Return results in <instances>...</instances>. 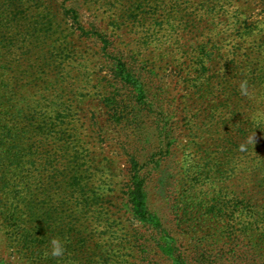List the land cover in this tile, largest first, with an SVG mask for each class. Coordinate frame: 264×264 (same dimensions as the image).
<instances>
[{"label":"rangeland","instance_id":"rangeland-1","mask_svg":"<svg viewBox=\"0 0 264 264\" xmlns=\"http://www.w3.org/2000/svg\"><path fill=\"white\" fill-rule=\"evenodd\" d=\"M210 8L214 19L207 17ZM77 17L87 27L96 20L110 32L120 27L118 45L125 59L134 56L136 70L143 63L159 72L158 83L168 93L163 111L174 118L175 151L183 170L186 160L200 157L199 145L215 152L207 135L192 134L187 124L185 108L194 106L195 90L174 78L180 68V77L188 76L196 45L213 38L224 47L223 57L237 65L236 104L225 113L226 129L216 125L214 138L234 142L237 154L253 138V124H264V6L261 0H0V45L14 47L12 55L3 51L0 58V65L9 67L11 84L8 112L0 121V129H7L0 141L1 264H171L151 244L148 252L137 246L146 231L123 201L128 164L121 144L127 134L125 121L113 112L124 117L122 110L130 104L122 93L112 96L102 44L80 37ZM213 20L215 34L207 30L203 35ZM160 30L172 53L164 60L152 43L151 32ZM145 36L151 37L149 44ZM229 51L235 56L228 57ZM197 135V146L191 147ZM262 179L252 182L244 174L229 181L222 201L236 196L246 211L254 196L253 203L264 207V191L256 183ZM214 182L213 190L206 185L191 193L197 198L188 208L191 217L175 223L173 237L188 255L223 252L233 264H264V230L229 239L221 233L224 227L233 225L239 233L250 228L251 220L238 214L230 220L232 209L225 206L224 218H213L203 208L220 190L219 180ZM183 184L174 197L186 196ZM151 196L155 212L173 216L172 199H159L156 191ZM202 213L212 219L204 223ZM54 240L63 249L60 256L52 255Z\"/></svg>","mask_w":264,"mask_h":264},{"label":"trees","instance_id":"trees-1","mask_svg":"<svg viewBox=\"0 0 264 264\" xmlns=\"http://www.w3.org/2000/svg\"><path fill=\"white\" fill-rule=\"evenodd\" d=\"M261 1L264 6V0ZM224 12L228 13V10ZM215 15V9L210 8L207 17L214 19ZM215 21L209 22L207 29L202 32L203 35L207 30L209 35L215 34L217 29ZM87 24L77 17L74 21L75 30L80 33V37L95 39L102 44V57L106 59L110 68L109 76L112 78L111 84L114 88L112 96L122 93L128 98L130 104L125 108L126 110H122L124 117L117 109H113V112L118 120L125 121L122 124V130L127 134L125 142L121 144V150L125 154L128 164L123 201L133 220L146 231L145 235L142 233L139 235L137 241L139 250L148 252L147 244H151L167 256L171 264H233L226 260L223 252L214 254L213 252L200 251L188 255L179 241L173 237V227L183 216L191 217L188 208L197 199L191 196V193L199 186L206 185L213 190L216 186L214 180H219L217 185L220 186V190L213 191L212 199L205 202V205H202L203 208L207 207L205 209L214 214L213 218H224L222 209L225 206L232 209L230 220H233L235 214L251 220L249 224L247 223L250 228L239 229V233L233 225L224 227L221 233L232 239L245 235L248 230L251 232H263L264 230L256 227L264 222V207H257L253 203L254 196L247 204L246 211L241 209V206L244 205L243 202L236 204V196L224 202L221 198L227 189L226 184L232 180L234 182L236 178L244 174L250 177L252 182L262 175L263 179L256 183L260 184V191H264V124L259 126L253 124L252 130H250L253 138L246 140L244 150L237 154L234 150L237 148L234 142L220 141L214 138V135L217 134L216 125L221 124L226 129L229 119L225 113L236 104L238 92L234 89L233 76L237 68L235 61L224 58L222 54L224 47L219 46L217 40L212 38L205 43L196 45L197 48L191 53L193 56L189 55V77H180L181 68L180 74L175 72L176 77L174 78H181L180 81L186 90L189 88L195 90L194 106L190 109L187 102L185 108L187 114L190 115V121L187 124L191 133L207 135L215 149V152H212L211 149L199 145L197 155L200 157L196 160H186L187 167L181 170L178 165L179 157L175 151L176 124L173 121L174 118L169 119L163 111L168 93L161 87V83H158L159 72L149 69L143 63H140L143 65L142 68L136 70V64H134L137 61L136 58L131 56L130 59L133 58V60L125 59L124 52L118 45L120 39L117 37V32L120 33V27L115 28L116 30L113 29L114 32H110L105 30L104 25L97 20L90 22L88 27ZM163 31L166 32V30ZM151 33L154 37L152 43H155V48L162 52L161 60L169 58L172 53L170 49L166 48V43L162 41L164 36L161 33L163 32L160 30ZM147 35L149 34L147 33ZM206 37L208 38V36ZM142 40L149 44L151 37L145 36ZM13 49L14 47L10 45H0V58H3L4 52L12 55ZM232 54V51L227 52L228 57L235 56ZM47 63L45 62V64ZM8 68V66L0 65V121H3L5 113L8 112L6 108L10 101L11 84L8 80ZM178 86L177 83L176 87ZM109 100L115 102L114 97ZM193 109H195V113H192ZM118 114L120 117H117ZM196 122L202 127H198ZM3 130L5 131L0 129V141L5 136L6 127H3ZM198 138V135L194 136L189 145L197 146L195 141ZM181 183H184L186 196L179 199L174 196L175 189ZM155 191L159 199L170 203L171 199L173 200L176 209L172 212V217L161 216L154 211L151 195ZM257 193L259 194V192ZM201 215L204 218V223L212 219L207 218V213ZM145 264L150 263L146 262Z\"/></svg>","mask_w":264,"mask_h":264},{"label":"clouds","instance_id":"clouds-1","mask_svg":"<svg viewBox=\"0 0 264 264\" xmlns=\"http://www.w3.org/2000/svg\"><path fill=\"white\" fill-rule=\"evenodd\" d=\"M52 244H53L52 255L53 256H60V255H62L63 249L60 246L59 242L54 240L52 242Z\"/></svg>","mask_w":264,"mask_h":264}]
</instances>
